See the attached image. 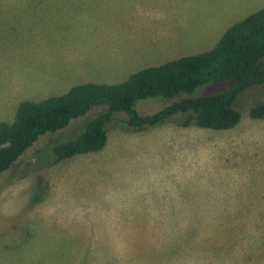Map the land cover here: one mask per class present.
I'll list each match as a JSON object with an SVG mask.
<instances>
[{"label": "rangeland", "instance_id": "1", "mask_svg": "<svg viewBox=\"0 0 264 264\" xmlns=\"http://www.w3.org/2000/svg\"><path fill=\"white\" fill-rule=\"evenodd\" d=\"M263 6L264 0H0V121H15L24 100L68 92L86 72L118 82L168 58L208 51L227 26ZM151 20L152 33L145 31ZM219 23L223 32L214 30ZM226 87L209 83L135 107L151 115ZM262 103L264 84L242 92L234 102L241 120L227 130L183 128L181 112L133 130L124 122L128 114L118 112L102 150L57 164L54 147L108 106L41 136L0 176V264H264V119L250 115ZM180 130L189 139H173Z\"/></svg>", "mask_w": 264, "mask_h": 264}, {"label": "trees", "instance_id": "2", "mask_svg": "<svg viewBox=\"0 0 264 264\" xmlns=\"http://www.w3.org/2000/svg\"><path fill=\"white\" fill-rule=\"evenodd\" d=\"M209 83L227 87L217 94L185 97L151 115H141L135 107L141 99H172ZM257 84H264V7L230 26L208 51L143 68L119 83H79L61 95L22 101L15 121H0V176L41 136L68 127L94 106L106 104L108 110L91 119L75 138L57 144L52 164L102 150L107 126L118 120L114 116L118 112L128 114L124 122L133 130L155 126L180 112L187 115L178 123L182 126L234 128L242 117L234 102ZM250 115L264 119V103L253 106Z\"/></svg>", "mask_w": 264, "mask_h": 264}, {"label": "crops", "instance_id": "3", "mask_svg": "<svg viewBox=\"0 0 264 264\" xmlns=\"http://www.w3.org/2000/svg\"><path fill=\"white\" fill-rule=\"evenodd\" d=\"M264 7V6H263ZM263 7H261V8H263ZM261 8H259V9H261ZM258 9V10H259ZM248 15H250V14H248ZM247 15V16H248ZM246 16V17H247ZM242 20V19H241ZM240 21V20H239ZM236 22H238V21H236ZM236 22H233L232 24H230L229 26H227V28H225V30H223V28L224 27H222L221 29H220V26H221V24L219 23L218 25L219 26H217V27H215L214 28V30L217 32V31H219V29H220V31H222L221 33V36L220 37H222L223 36V34L226 32V30L230 27V26H232L233 24H235ZM149 23H152V24H154V26L153 27H151V28H146L145 29V31H149L150 33H152L153 32V28L155 27V23H154V21L153 20H151ZM163 28L164 29H166V26H163ZM170 28H172V27H170ZM169 28V29H170ZM164 32V31H163ZM174 33L175 34H173L172 36H174L175 37V39H177V40H179V39H181V41H183V39H182V34H183V32H178V31H174ZM165 34H168V33H166L165 32ZM151 40H153L154 38H153V36L152 37H149ZM221 39V38H220ZM219 39V40H220ZM155 40V39H154ZM219 42V41H218ZM180 45H182V44H180ZM202 45H204L203 43H192V44H189V46H191V47H200V46H202ZM211 44H206V46H210ZM216 45V44H215ZM214 45V46H215ZM213 46V47H214ZM190 55V54H189ZM185 56V55H184ZM175 59H176V57H174ZM174 58H168L167 60H166V62L167 61H169V60H173ZM179 58V57H178ZM165 63V62H164ZM160 65V64H159ZM150 66H154V65H150ZM149 67V66H148ZM146 68V67H145ZM141 69H143V68H141ZM141 69H139V70H141ZM136 71H138V70H136ZM135 71V72H136ZM135 72H133V73H135ZM87 73V72H86ZM86 73H84L83 75H81V77H76L77 78V80H80L81 82L80 83H85V82H97V83H119V82H122V81H124V80H126V79H128L133 73H131L127 78H126V75H124L122 78H119V80H118V82H115V81H111V80H107L106 78H108V76L107 77H105V78H99V79H97V78H95V77H93V76H87V74ZM126 78V79H125ZM98 81H105V82H98ZM77 84H79V83H77ZM183 128H186L185 126H183ZM142 130H144V129H142ZM189 137H190V135H189V133L188 132H186V130H180V131H178V132H176L173 136H172V138L173 139H176L177 141H181V139H186V138H188L189 139ZM184 143V142H183Z\"/></svg>", "mask_w": 264, "mask_h": 264}]
</instances>
